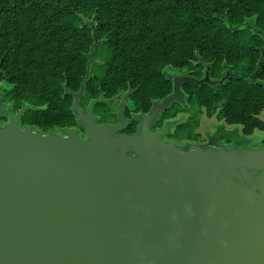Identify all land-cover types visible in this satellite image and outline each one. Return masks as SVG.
Wrapping results in <instances>:
<instances>
[{
    "label": "water",
    "instance_id": "water-1",
    "mask_svg": "<svg viewBox=\"0 0 264 264\" xmlns=\"http://www.w3.org/2000/svg\"><path fill=\"white\" fill-rule=\"evenodd\" d=\"M230 71L223 76L227 79ZM139 116L138 135L98 125V100L66 135L20 129L27 107L0 124V264H264V148L210 141L179 147L151 125L187 80ZM0 93V119L7 113ZM133 152V153H131Z\"/></svg>",
    "mask_w": 264,
    "mask_h": 264
},
{
    "label": "trees",
    "instance_id": "trees-1",
    "mask_svg": "<svg viewBox=\"0 0 264 264\" xmlns=\"http://www.w3.org/2000/svg\"><path fill=\"white\" fill-rule=\"evenodd\" d=\"M207 66L231 74L187 82L188 104L246 136L264 131V0H0L2 102L12 115L26 106L23 124L44 133L78 127L84 82L85 104L113 121L119 97L147 111L172 92L174 69Z\"/></svg>",
    "mask_w": 264,
    "mask_h": 264
},
{
    "label": "flooded vegetation",
    "instance_id": "flooded-vegetation-1",
    "mask_svg": "<svg viewBox=\"0 0 264 264\" xmlns=\"http://www.w3.org/2000/svg\"><path fill=\"white\" fill-rule=\"evenodd\" d=\"M205 70H206V68L203 70L202 75L200 77H198L196 75H192V72H194V71H186V70H184V71L182 70L181 71L179 69H174L173 73L168 74V78L170 76H188V77L194 78L196 80H202L203 77L205 76ZM228 70L229 69H226L225 70V74L224 75L227 74V71ZM223 76H222V78H223ZM222 78L221 79L211 78L214 81H217L213 85H216L219 82H221ZM187 82L197 83V82H195L193 80H187V81H185L181 85V88H182V90H183L184 93H186V92L184 91L183 86ZM203 83H206V82H203ZM203 83H201V84H203ZM197 84H200V83H197ZM84 86H85V84H84ZM173 91H174V85H173V82H172V92H170L168 95L172 94ZM185 95L186 96H185V98H184L183 101H174L173 103H171V105L165 111H162L160 113L159 117L156 118V120L150 126L151 127V131L153 133H158V131H159V133H161L162 131H164L162 134H160V139L162 141L166 142V143H169V144H172V145H175V146H179V147H188L190 145H201V144H204V138L201 141H199V139L201 137H203L204 134H206V135H207V133L209 134V132L204 131L201 134L195 132V129L196 128L194 127V123H197L199 121V117L203 116L205 113L200 114L198 108H195V109L192 108L191 105L188 104L187 94H185ZM84 96H85V94H83V96H82V98L80 100V106L84 110H87L89 104L93 100H90L89 104L86 105L85 104V100H84ZM125 96H126V94L120 98L121 99V102H120L121 103V106L116 111V113H115L116 114V118H114L113 121H107V120H105L104 113H103L102 116L97 115L96 114V105H95L94 115L96 116V122H97L98 125H117V124L120 123V119L118 117L119 116L118 114H119L120 110L122 109V103H123V99H124ZM164 99L155 100V101H162ZM155 101L152 102L151 107L147 111H140L138 113H134L131 110L129 104L126 103L127 107H126V110H125V113H124L125 127L121 131H119L117 134L138 135L139 134V127H140V124H141V120L139 119V116L141 114L143 116H147L149 114V112H150V110H151V108L153 106V103ZM5 108H6L7 113L0 119V124L1 125H5L7 122H9V115H8V113H9L10 107L7 105V106H5ZM20 110L18 112H16L14 114V116H17L18 113L20 112ZM25 111H24V113H23V115L21 117V120H20V122L18 124V127L20 129H26V128L29 127V128H31V130H33L35 132H41V131H39L37 129H34L30 125H26V124L24 125L23 124V118H24ZM186 114H188V116ZM5 116H7V118ZM4 119H7V120H4ZM198 126H199V124L197 123V127ZM213 126L215 127V130L218 131V133L226 130L225 127H221L219 124H213ZM192 127H193V133H192V130H191ZM227 127H229V126H227ZM75 128L78 130V135H79L80 138H82L84 140L88 138L87 131L83 127H81L80 125H78V127H75ZM69 129H71V128H68L66 130L65 129H60V130L50 131V132H47V133H44V132H41V133L46 134V135L53 134V135L61 136V135H66V132ZM82 129H84L85 132H83ZM234 129H236V128H234ZM228 131H232V130H228ZM193 137H196L195 140L193 139ZM224 144H226L225 146H227V147H232L230 145L231 144H234V143H233L232 140H230V139L227 138L226 141L224 142ZM131 153H133V152H131Z\"/></svg>",
    "mask_w": 264,
    "mask_h": 264
},
{
    "label": "rangeland",
    "instance_id": "rangeland-1",
    "mask_svg": "<svg viewBox=\"0 0 264 264\" xmlns=\"http://www.w3.org/2000/svg\"><path fill=\"white\" fill-rule=\"evenodd\" d=\"M120 98L121 97H119L115 101L114 106L115 108L117 107V109L119 107V103L121 102ZM109 110L113 111L114 108H110ZM96 114L102 116L103 112L96 110ZM186 115L188 116V114ZM260 117L262 120H264V113ZM217 120L218 119L216 118L215 115L208 116L206 113L203 116L199 117V121L197 122L199 124L198 126L199 128L197 127V123H194V127L196 128L195 132L199 134H201L204 131L209 132V134L207 133L208 136L204 134L203 137L199 139V141H201L204 138V144L212 141V142H217L221 146H225L226 144H224V142L228 138L232 140L234 143L230 145L232 147H235L240 143L247 148H264V131L256 130L252 135L246 136L242 133L241 127L239 126H232L233 128L227 127L226 125L223 124L222 121L219 120L217 121ZM213 124H219L221 127H225L227 131L224 130L218 133V131L215 130L214 127L215 125L213 126ZM228 130H232V131H228ZM196 137H193V139L195 140Z\"/></svg>",
    "mask_w": 264,
    "mask_h": 264
}]
</instances>
